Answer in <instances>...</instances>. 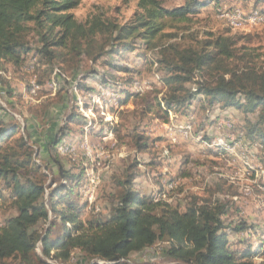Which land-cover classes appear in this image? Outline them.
Wrapping results in <instances>:
<instances>
[{
	"label": "trees",
	"instance_id": "16d2710c",
	"mask_svg": "<svg viewBox=\"0 0 264 264\" xmlns=\"http://www.w3.org/2000/svg\"><path fill=\"white\" fill-rule=\"evenodd\" d=\"M221 1L184 0L182 5L168 8L161 0H137L132 18L118 23L102 15L78 21L71 13L78 0H0V62L19 66L24 55L33 52L38 63L48 68L67 67L74 77L84 60H101L103 67L130 74L129 67L118 65L114 58L134 51L141 41L145 49L157 50L154 61L162 72L165 90L161 98L154 99L158 107L164 105L165 117L170 110L186 111L198 96L208 106L220 103L244 113L258 111L257 119L247 120L241 129L246 139L264 145V59L258 64V54L238 46L241 37L234 35L208 33L199 39L189 32L182 38H189L190 43L157 42L177 35H162L163 19L189 20L200 9L213 3L217 7ZM31 23L39 40L35 49L29 43ZM99 79L108 83L102 74ZM128 80L131 83L132 76ZM124 92L123 105L136 94ZM74 122L79 123L70 113L58 134L47 140L49 158L41 162L24 127L20 134L19 123L0 117V198L6 190L15 209V214L0 225V264H8L10 259L17 264H47L42 257L61 263L77 257L75 264H132L129 259L133 254L158 243L166 244L158 252L161 257L180 264H256L252 257L258 249L251 244L247 249L231 246L224 218L231 208L228 201L213 194L192 196L180 210L152 194L142 195L134 187L137 162L116 180L118 191L108 214L92 213L83 219L86 203L70 198L83 178V169H66L56 151ZM112 131L119 136L117 126ZM134 136L135 149L146 151L148 138L138 131ZM49 159L58 165L52 183L65 179L53 188L47 186L53 165ZM217 188L224 191L222 183ZM47 221L42 233L40 226ZM56 225L61 228L52 234ZM246 227L239 222L229 230L237 232ZM38 245L41 249L37 254Z\"/></svg>",
	"mask_w": 264,
	"mask_h": 264
},
{
	"label": "rangeland",
	"instance_id": "374dc122",
	"mask_svg": "<svg viewBox=\"0 0 264 264\" xmlns=\"http://www.w3.org/2000/svg\"><path fill=\"white\" fill-rule=\"evenodd\" d=\"M183 1L161 0L168 8L182 5ZM136 5L137 0H78L71 13L78 21L102 15L103 19L125 23L132 18ZM220 8L229 12L240 9L248 14L254 11L252 9L264 11V0H222L217 7L213 3L200 9L189 20L165 18L162 35H177L162 37L157 42L190 43L189 38H182L189 32L199 39L208 33L240 36L238 46H245L258 54L255 58L258 64L263 61L264 23L234 27L218 15L217 9ZM29 27V43L35 49L39 40L32 23ZM247 35L249 39H246ZM32 53L24 55L23 64L19 66L0 62V117L19 123L20 134L24 127L34 145L37 159L45 162L49 158L47 140L58 134L70 113L75 114L79 123L69 124V133L58 143L56 151L60 164L66 169H83V178L70 195V198L86 203L83 219L92 213L108 214L118 191L116 180L124 176L130 164L137 162L134 187L142 195L152 194L180 210L186 207L192 196L213 194L228 201L231 208L224 216L228 227H234L239 222L247 226L237 232L228 228L231 246L247 249L251 244L258 249L252 257L253 262L264 264V145L240 136L242 126L247 120L255 121L258 111L244 113L233 108L227 112L225 108L231 107L220 103L199 106L197 100H192L186 111L170 110L165 117L164 105L158 107L154 99L161 98L165 90L160 79L162 72L157 70L154 61L158 57L157 50L145 49L141 41H137L134 51L114 58L118 65L129 67L130 74L103 67L101 60L93 63L84 60L74 77L67 67L48 68L38 63ZM99 74L108 83H103ZM129 76L133 79L131 83ZM79 83H82L81 87ZM124 91L136 94L123 105ZM116 126L119 136L112 131ZM134 129L148 138L149 148L146 151H137L133 146ZM219 142H226L227 145L221 147L217 145ZM49 162L53 164L50 159ZM57 166L53 164L52 172L48 174L47 186L50 188L65 182V179H58L52 183L51 177L57 172ZM93 178L96 187L88 202ZM219 183L223 184L222 192L216 190ZM47 191L49 193L50 189ZM1 195L0 225L15 214L8 192L2 190ZM47 225L48 221L40 226L42 233ZM60 228L56 225L52 234L58 233ZM165 245L158 243L154 248L133 254L129 262L180 264L159 255V250ZM40 249L38 245L37 254ZM74 255L80 256L77 251ZM76 258L65 263L44 257L41 259L47 264H75ZM8 264L17 263L10 259Z\"/></svg>",
	"mask_w": 264,
	"mask_h": 264
},
{
	"label": "bare ground",
	"instance_id": "6f19581e",
	"mask_svg": "<svg viewBox=\"0 0 264 264\" xmlns=\"http://www.w3.org/2000/svg\"><path fill=\"white\" fill-rule=\"evenodd\" d=\"M256 11L257 10H254L252 12H256ZM217 12H218V15L222 14L223 13V9H221V8L217 9ZM224 14H229V15H219V16L223 17V18H226L229 21L230 25H233L234 27H239V26L252 27V25L249 24V23L240 22L241 19H242V21H249V16H251V12L246 14V13H243L242 11H237V10H234L233 12H229V11L224 10ZM257 16L258 17H264V13L257 11ZM263 23H264V18L259 20V25L263 24ZM217 145L222 147V146H225L227 144H226V142H219V143H217Z\"/></svg>",
	"mask_w": 264,
	"mask_h": 264
},
{
	"label": "built area",
	"instance_id": "2783aa9c",
	"mask_svg": "<svg viewBox=\"0 0 264 264\" xmlns=\"http://www.w3.org/2000/svg\"><path fill=\"white\" fill-rule=\"evenodd\" d=\"M232 10L242 11L240 9H232ZM219 15H229V14H224V8H223V13L222 14H219ZM263 18L264 17H258L257 16V11H256V12H251V16H249V21H242V19H241L240 22H246V23H249L252 26H254V25H259V20L260 19H263ZM95 187H96V180L93 178V185H92V187H90L91 193H88L89 194V196H88V202H89L90 195L92 194V190Z\"/></svg>",
	"mask_w": 264,
	"mask_h": 264
},
{
	"label": "crops",
	"instance_id": "0c3cea01",
	"mask_svg": "<svg viewBox=\"0 0 264 264\" xmlns=\"http://www.w3.org/2000/svg\"><path fill=\"white\" fill-rule=\"evenodd\" d=\"M179 6V5H178ZM194 100H197L198 101V105L200 106V105H204V103H203V97L202 96H198L196 99H194ZM193 100V101H194ZM192 101V102H193ZM192 102H191V104H192ZM190 104V105H191ZM190 105L188 106V108L190 107ZM206 105V104H205ZM231 109H233V108H225V110L228 112V110H231ZM235 109V108H234ZM237 110V109H236ZM240 136H242L243 137V139L244 140H249V139H246L245 138V136H244V133L241 131V135ZM220 180H222V179H220ZM252 248H255L254 246L252 247Z\"/></svg>",
	"mask_w": 264,
	"mask_h": 264
}]
</instances>
